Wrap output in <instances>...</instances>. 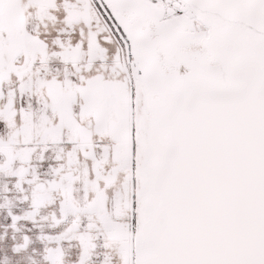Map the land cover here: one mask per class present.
Here are the masks:
<instances>
[{
  "label": "snow or ice",
  "instance_id": "snow-or-ice-1",
  "mask_svg": "<svg viewBox=\"0 0 264 264\" xmlns=\"http://www.w3.org/2000/svg\"><path fill=\"white\" fill-rule=\"evenodd\" d=\"M0 264H264V0H0Z\"/></svg>",
  "mask_w": 264,
  "mask_h": 264
}]
</instances>
